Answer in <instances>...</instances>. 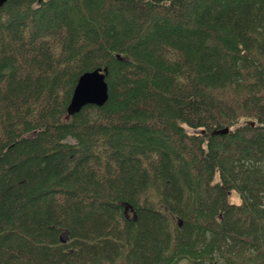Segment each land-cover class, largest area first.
<instances>
[{
  "label": "trees",
  "instance_id": "trees-1",
  "mask_svg": "<svg viewBox=\"0 0 264 264\" xmlns=\"http://www.w3.org/2000/svg\"><path fill=\"white\" fill-rule=\"evenodd\" d=\"M0 264H264V0H6Z\"/></svg>",
  "mask_w": 264,
  "mask_h": 264
},
{
  "label": "water",
  "instance_id": "water-1",
  "mask_svg": "<svg viewBox=\"0 0 264 264\" xmlns=\"http://www.w3.org/2000/svg\"><path fill=\"white\" fill-rule=\"evenodd\" d=\"M40 1V0H39ZM6 0H0L2 6ZM108 67H96L92 70L82 72L75 84L71 99L67 105L68 115H73L86 104L103 105L109 96V85L106 80ZM229 130L226 126L223 129H216L213 133H225ZM181 224V221H179Z\"/></svg>",
  "mask_w": 264,
  "mask_h": 264
},
{
  "label": "rangeland",
  "instance_id": "rangeland-1",
  "mask_svg": "<svg viewBox=\"0 0 264 264\" xmlns=\"http://www.w3.org/2000/svg\"><path fill=\"white\" fill-rule=\"evenodd\" d=\"M229 198L232 201H239L238 194L235 191H231V194H230V197Z\"/></svg>",
  "mask_w": 264,
  "mask_h": 264
},
{
  "label": "bare ground",
  "instance_id": "bare-ground-1",
  "mask_svg": "<svg viewBox=\"0 0 264 264\" xmlns=\"http://www.w3.org/2000/svg\"><path fill=\"white\" fill-rule=\"evenodd\" d=\"M226 127V126H225ZM221 129V128H220ZM213 132V131H212Z\"/></svg>",
  "mask_w": 264,
  "mask_h": 264
}]
</instances>
